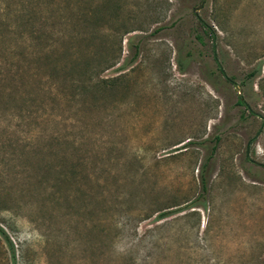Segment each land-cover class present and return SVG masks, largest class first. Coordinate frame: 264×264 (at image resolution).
I'll use <instances>...</instances> for the list:
<instances>
[{"label":"rangeland","instance_id":"1","mask_svg":"<svg viewBox=\"0 0 264 264\" xmlns=\"http://www.w3.org/2000/svg\"><path fill=\"white\" fill-rule=\"evenodd\" d=\"M198 1L0 0V264H264V0Z\"/></svg>","mask_w":264,"mask_h":264},{"label":"water","instance_id":"2","mask_svg":"<svg viewBox=\"0 0 264 264\" xmlns=\"http://www.w3.org/2000/svg\"><path fill=\"white\" fill-rule=\"evenodd\" d=\"M204 3V0H199L198 3L192 8V12L196 15L197 11L201 8L202 4ZM214 51V50H213ZM216 63H217V66L219 69H221V66L219 65V63L217 62L216 60ZM228 80L231 82L232 84V87H233V90H234V93L236 94V97L237 99L244 105V106H247L246 105V102L244 100V97H243V94H242V89L240 87V85L238 83H236L235 81H232L231 79L228 78ZM252 112V111H251ZM254 115L260 117L261 119V124L259 126V128L257 129L256 133L254 134V137L255 138L261 131L262 127L264 126V117H261L259 116V114L257 113H253ZM246 159H248L250 162L256 164V165H259V166H264V163H260V162H257L251 158L248 157V152L246 151Z\"/></svg>","mask_w":264,"mask_h":264},{"label":"trees","instance_id":"3","mask_svg":"<svg viewBox=\"0 0 264 264\" xmlns=\"http://www.w3.org/2000/svg\"><path fill=\"white\" fill-rule=\"evenodd\" d=\"M196 37L198 38V39H201L200 37L201 36H199V35H197L196 34ZM136 47V46H135ZM215 60V59H214ZM215 70H216V72L220 75V74H223L222 73V71L218 68V66H217V64H216V66H215ZM256 71H257V69L256 70H252V71H250L249 73H248V76L249 77H251V76H253L255 73H256ZM225 80L227 81V82H229L226 78H225ZM113 81H114V79L113 78H109V79H102L101 81H99V83H98V85L100 84V86H102V87H109V86H111L112 84H113ZM236 104H242L238 99L236 100ZM243 105V104H242ZM217 140H218V137L217 136H214V138H213V141H214V143L215 142H217ZM216 147H215V144H213L212 145V147H211V149H210V151H213L214 149H215ZM202 165H204V164H202ZM200 189H201V192H200V195L205 191V183H204V177H203V175L202 174H200ZM0 234L5 238V240H6V242H7V244H8V247H12L11 246V243H10V241L7 239V237L4 235V233H3V231L0 229Z\"/></svg>","mask_w":264,"mask_h":264},{"label":"flooded vegetation","instance_id":"4","mask_svg":"<svg viewBox=\"0 0 264 264\" xmlns=\"http://www.w3.org/2000/svg\"><path fill=\"white\" fill-rule=\"evenodd\" d=\"M227 80H228V78H226ZM229 81V80H228ZM230 82V81H229ZM231 83V82H230ZM239 84V83H238ZM232 85V84H231ZM240 85V84H239ZM240 87H241V85H240ZM242 89V88H241ZM237 98V97H236ZM246 107V106H245ZM262 117V116H261ZM260 118V117H259ZM261 120V119H260ZM261 124V123H260Z\"/></svg>","mask_w":264,"mask_h":264}]
</instances>
